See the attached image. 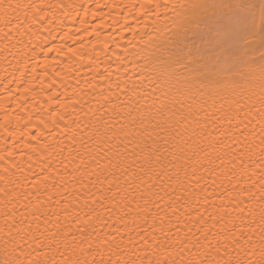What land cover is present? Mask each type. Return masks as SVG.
Masks as SVG:
<instances>
[{
	"label": "snow or ice",
	"instance_id": "snow-or-ice-1",
	"mask_svg": "<svg viewBox=\"0 0 264 264\" xmlns=\"http://www.w3.org/2000/svg\"><path fill=\"white\" fill-rule=\"evenodd\" d=\"M93 7L0 0L9 98L15 84L27 102L37 57L46 78L52 52L87 86L34 114L2 106L0 264H264V0L124 5L140 29L114 21L137 41L105 51L115 80L82 62L83 37L47 47L69 22L91 35Z\"/></svg>",
	"mask_w": 264,
	"mask_h": 264
},
{
	"label": "bare ground",
	"instance_id": "bare-ground-1",
	"mask_svg": "<svg viewBox=\"0 0 264 264\" xmlns=\"http://www.w3.org/2000/svg\"><path fill=\"white\" fill-rule=\"evenodd\" d=\"M81 3L85 4V6L94 5L92 11H96L99 16L103 17V21L100 19L94 18L91 14L85 19L84 27H88L89 33L91 35L80 31L77 33V29L81 27L79 21L69 22L64 25V30L67 32L69 29L73 32V36L70 39L66 38L65 40L61 39L64 36L65 32L53 33L55 36V40L48 43L47 47H52L53 43L57 45H65V52L67 51V47L79 48L81 45L79 43H74V41H79L81 37H83V47L82 51L85 53L83 63L89 64V57L92 58L93 67H99L100 71L103 72L105 68H108L109 71L113 72L112 79L115 80L116 77V63L107 62L106 56L104 55L105 51H107L108 55H111V50L115 47L114 41H119L120 47L117 49L118 55H123V49L125 47H130L128 44L129 41L132 43H136V39L133 36V33L130 31H124L121 33L120 27L118 24L114 23L115 20H119L120 24H124L127 22L129 28H133L136 31H139L140 25L136 23L134 14L130 13L128 8H125L124 5H130L132 3H138L140 0H80ZM112 5H117V7L112 8ZM93 29H96L99 32V37L97 38ZM122 35V38H121ZM109 37L111 39H109ZM51 40V38H50ZM107 43L108 47L105 49L104 45ZM2 47V44H0ZM97 54H99L97 58ZM48 75L44 77V58L42 56L37 57V60L40 61V66L37 67L36 73L33 75L38 77L31 81L28 85L29 88L34 91H29L25 95L27 96V102L25 103V96H21L16 92V85H10V89L13 91L14 95L9 98L3 90L4 83L7 81L4 80L5 69L8 72L12 71V68L7 64V62L3 61L2 56H0V123L4 122V113H3V105L9 106V112L12 113L13 116L16 114H22L24 109H27L28 113H35L38 108H47V96L52 93H59V98L61 100L65 99V93L71 97V93L73 91V86H75L76 81H81V86L87 87L83 85V74L84 69L79 67L78 63L69 62L68 59L62 58L61 54L57 52H52L48 55ZM77 61L79 60V56L75 58ZM9 60L11 57L9 56ZM109 64L111 65L109 67ZM131 68V64L128 65ZM53 69L56 72L60 73V77L56 78L54 76ZM75 69V70H74ZM123 71V69H121ZM65 73H71V75H65ZM12 77L9 75L8 79ZM42 78V79H41ZM49 84H54V87L51 89V92H42V88H47ZM24 85L20 87V92H24ZM95 93H93V97ZM72 100L75 97H71ZM85 99H90L91 103L95 104V99L92 97H85ZM71 102V100H69ZM17 104H19V108L16 112L12 110L16 108ZM46 116L47 113H44ZM36 116L33 115V123H37ZM15 124V121L13 120ZM83 126V125H81ZM63 127V126H61ZM17 134L21 131L19 127H17ZM9 131H12L10 128ZM32 134H36V129L32 130ZM5 133H3V129L0 128V148L4 145ZM8 143L11 144V139L8 140ZM3 223L2 218H0V224ZM257 237H254L256 239Z\"/></svg>",
	"mask_w": 264,
	"mask_h": 264
}]
</instances>
